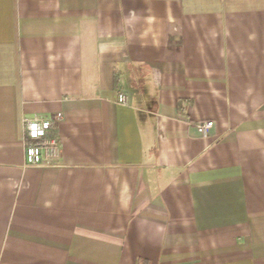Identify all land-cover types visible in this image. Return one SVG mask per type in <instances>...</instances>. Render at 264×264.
Returning <instances> with one entry per match:
<instances>
[{"label": "crops", "instance_id": "0c3cea01", "mask_svg": "<svg viewBox=\"0 0 264 264\" xmlns=\"http://www.w3.org/2000/svg\"><path fill=\"white\" fill-rule=\"evenodd\" d=\"M141 260L264 264V0H0V264Z\"/></svg>", "mask_w": 264, "mask_h": 264}, {"label": "built area", "instance_id": "2783aa9c", "mask_svg": "<svg viewBox=\"0 0 264 264\" xmlns=\"http://www.w3.org/2000/svg\"><path fill=\"white\" fill-rule=\"evenodd\" d=\"M118 101H125V96L122 93L118 95ZM60 119V115L44 118L36 114L23 118V150L26 165L41 167L51 164L59 150V141L55 137L47 136V130L53 122ZM211 126V120L197 122V127L203 134H207Z\"/></svg>", "mask_w": 264, "mask_h": 264}, {"label": "trees", "instance_id": "16d2710c", "mask_svg": "<svg viewBox=\"0 0 264 264\" xmlns=\"http://www.w3.org/2000/svg\"><path fill=\"white\" fill-rule=\"evenodd\" d=\"M138 264H146V261L145 260H141L140 263Z\"/></svg>", "mask_w": 264, "mask_h": 264}]
</instances>
